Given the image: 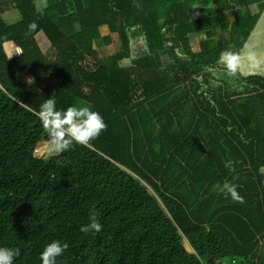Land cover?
Returning <instances> with one entry per match:
<instances>
[{
    "label": "trees",
    "instance_id": "1",
    "mask_svg": "<svg viewBox=\"0 0 264 264\" xmlns=\"http://www.w3.org/2000/svg\"><path fill=\"white\" fill-rule=\"evenodd\" d=\"M263 12L264 0H0V247L19 250L13 264H42L54 240L69 244L56 264H264V75H223L220 56L241 53ZM114 34L120 51L101 60ZM50 96L107 129L36 156L34 110ZM224 181L244 203L214 190ZM93 207L102 230L81 232Z\"/></svg>",
    "mask_w": 264,
    "mask_h": 264
},
{
    "label": "clouds",
    "instance_id": "2",
    "mask_svg": "<svg viewBox=\"0 0 264 264\" xmlns=\"http://www.w3.org/2000/svg\"><path fill=\"white\" fill-rule=\"evenodd\" d=\"M37 11L42 13L41 9ZM38 24L33 21L28 24V33L36 31ZM223 61V75L236 78L239 74L241 65V53L232 50H223L220 53ZM249 59H256L254 52L248 54ZM259 62V61H258ZM237 88L239 85L236 86ZM38 117L44 132L47 134L48 153L60 154L67 151L73 143L88 146L92 140L107 129V125L99 112L93 111L89 106H69L60 110L56 107V100L49 97L40 106L39 110H34ZM233 162L227 161L226 167L231 168ZM214 190L224 193L238 203H244V198L238 192V185L224 181L222 184L217 183L213 186ZM99 213L93 207L90 209L89 223L82 226L80 231L89 233L94 231L100 233L102 225L97 219ZM69 248L67 242L61 244L60 241L54 240L47 244L40 254L42 264H56L57 257ZM19 255V250L8 247H0V264H13L14 257Z\"/></svg>",
    "mask_w": 264,
    "mask_h": 264
},
{
    "label": "rangeland",
    "instance_id": "3",
    "mask_svg": "<svg viewBox=\"0 0 264 264\" xmlns=\"http://www.w3.org/2000/svg\"><path fill=\"white\" fill-rule=\"evenodd\" d=\"M227 15L229 13L227 12ZM114 42L109 45L103 44V41L101 40L98 43V49H99V58L101 60L109 59L111 56L115 55L118 51H120L121 48V42L119 39V36L117 34L113 35ZM37 40L39 44L41 45L43 51L46 54H50L51 52V45L46 38L45 34L43 32H40L37 35ZM5 51L8 57H12L11 53V46L8 44L4 45ZM144 45L141 40H138L137 42L133 43V55H138L141 52V49H143ZM19 49L16 52V54H19ZM250 52H254L256 55V59H249L248 54ZM241 65L239 71H241L244 75H250V74H258V75H264V12L260 16L257 24L255 25L253 31L250 34V37L245 44L244 48L241 51ZM259 61V62H258ZM24 79H27L28 77L26 74L22 73L20 74ZM36 156L38 157H49L52 156L48 153V145L43 144L40 145L36 151ZM228 264H240L239 261H232Z\"/></svg>",
    "mask_w": 264,
    "mask_h": 264
},
{
    "label": "water",
    "instance_id": "4",
    "mask_svg": "<svg viewBox=\"0 0 264 264\" xmlns=\"http://www.w3.org/2000/svg\"><path fill=\"white\" fill-rule=\"evenodd\" d=\"M184 246L186 248V250L189 252V253H193V249L192 247L190 246V244L185 240L184 241Z\"/></svg>",
    "mask_w": 264,
    "mask_h": 264
},
{
    "label": "crops",
    "instance_id": "5",
    "mask_svg": "<svg viewBox=\"0 0 264 264\" xmlns=\"http://www.w3.org/2000/svg\"><path fill=\"white\" fill-rule=\"evenodd\" d=\"M11 53H13V51H11Z\"/></svg>",
    "mask_w": 264,
    "mask_h": 264
}]
</instances>
